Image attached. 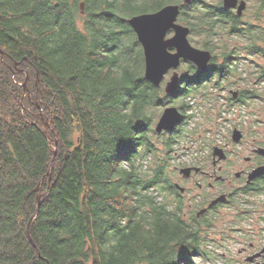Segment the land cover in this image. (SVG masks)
<instances>
[{
    "label": "trees",
    "instance_id": "1",
    "mask_svg": "<svg viewBox=\"0 0 264 264\" xmlns=\"http://www.w3.org/2000/svg\"><path fill=\"white\" fill-rule=\"evenodd\" d=\"M170 4L181 6L180 21L191 35L202 33L214 54L205 72L183 64L185 85L174 95L146 79L128 23ZM263 15L264 0L259 24H243L222 0H0V264L212 258L209 239L181 217L169 169L194 117L192 99L207 100L240 75L244 105L264 101ZM217 30L242 37L244 48L218 52ZM243 60L254 67L242 72ZM172 105L182 121L157 133ZM41 112L54 130L49 136Z\"/></svg>",
    "mask_w": 264,
    "mask_h": 264
},
{
    "label": "flooded vegetation",
    "instance_id": "2",
    "mask_svg": "<svg viewBox=\"0 0 264 264\" xmlns=\"http://www.w3.org/2000/svg\"><path fill=\"white\" fill-rule=\"evenodd\" d=\"M239 1L241 2L242 0ZM238 7L239 5L236 8L227 10L231 11L237 17H240L243 23L244 13L239 16ZM178 23L188 27V25L180 21V16L178 18ZM173 35L174 31H170L167 38H171ZM190 36L191 28L189 40ZM169 51L175 53L176 49L170 48ZM211 53L213 59L214 54L213 52ZM217 60L220 63L225 62L222 57ZM187 62L188 61L182 60L181 65L176 70L180 75L176 93H178V91L182 93L180 89L185 85L183 75L186 70L184 71L183 64ZM211 62L209 68L212 66ZM174 72L175 70L171 69L166 73L165 78L167 77L168 80L164 82V78V88L170 81ZM242 86H244V76L241 77L237 75L233 83L225 82L212 90L210 100L211 106L212 109H216L215 118L212 119L215 122L218 120L217 123L221 126L227 124V122H232L228 130V138H230L231 141L226 140V143L221 145L223 153L216 155L213 149L215 145L211 144L210 146L213 148L211 149L210 147V151L208 150L206 154H196L194 163H190L188 166L175 167V171L178 170L179 176L176 181L173 180L172 184L181 201L184 200L185 202L186 198H189L187 208L190 210L191 220H193L197 226L200 224L202 225V223L213 224L218 214L221 212L228 213L230 216L233 215L231 221L233 225L232 228H230V233L244 236V244L238 248L236 257L243 258L244 262L242 264H264V245H259L248 238L252 236L254 232L264 234V229L260 226V224L264 222V211L258 209V203L255 201L256 198L264 196V187L259 186L264 183V175L254 178L251 181L249 180L250 174L255 169L264 166V155L257 153L258 147L252 149V156H243L240 152L232 149V145L239 146V144L244 141V132L242 130L244 127V98L241 97V93L244 89H239V87L242 88ZM238 107L242 109V115L240 114L241 120L233 121L229 117H225L228 114L231 115L232 111L234 113L238 111ZM180 112L183 117V112L181 110ZM219 119H223L224 121L219 122ZM174 129L164 132L170 133L173 132ZM235 130H238L241 135V139L238 141H236L234 136ZM187 168H189L190 171L183 172V169ZM218 199H222V201L217 202ZM186 215H188V213H186Z\"/></svg>",
    "mask_w": 264,
    "mask_h": 264
},
{
    "label": "rangeland",
    "instance_id": "3",
    "mask_svg": "<svg viewBox=\"0 0 264 264\" xmlns=\"http://www.w3.org/2000/svg\"><path fill=\"white\" fill-rule=\"evenodd\" d=\"M210 1L213 2V0ZM214 1H218V0H214ZM244 1H246L247 3V8L244 11L243 24L248 22H253V23L257 22L256 24H259L260 21H258L255 18V14L259 9L260 0H244ZM222 6H223V0H222ZM223 8L225 9L224 6ZM262 22H264V20ZM226 33L227 32L223 30H217L218 35L215 38L214 44H215V49L216 47L217 49H219L217 50L218 52L221 53L225 52L226 45L230 46L231 48L232 47H236L237 49L244 48V39L242 37L238 36L236 38H233L227 35ZM200 34L198 33L192 34L190 36V41L193 46L204 50L205 47L203 45L206 38L203 36V34L202 35ZM243 57H244V53H243ZM259 62L264 63L263 59H260ZM250 65L251 64L248 61L243 60L239 64V69H243L241 70L242 72L246 70L248 71L254 67L253 66L252 68H250ZM166 80H168L167 77L165 78L164 82H166ZM164 82L162 83L163 86H164ZM23 84H26V87L24 85V88L27 91L28 90L27 80ZM262 86H264V83L262 84ZM245 87L246 86L244 85L242 86V88L239 87V89L243 90L245 89ZM210 100L211 98H207V100H205L204 98L201 97L191 100L192 108L189 111V113L193 114L194 117L193 119H191V122L188 126V134L180 144L181 148H179V151L176 153V158L173 160L172 162L173 164L169 169V174L171 175V178L174 181H176L179 176L178 170L175 171L176 166L183 167L186 165L188 166L190 163H194L196 154L198 155L206 154L210 147L211 149L213 148L212 146H210L211 144L215 145V147L213 148L215 153L216 148L221 149V145H224L226 143V140L231 141V139L228 138L229 136L228 130L231 127L230 124H232V122H227V124L223 126L217 123L218 120L217 122H215L212 118H215L216 109H212ZM250 104L251 105H244L243 107L244 127L242 128V130L244 132V141L241 142L239 146L232 145V149L240 152L243 156H252L253 148L258 147L257 149H259L264 147V101L257 100L255 102H250ZM172 106L178 108V105H172ZM164 109L162 110L159 119L162 116ZM237 110L238 111H236L235 113L232 111L231 115L228 114L225 117H229L233 121L241 120L242 109L239 108ZM41 114L46 120L44 113L41 112ZM158 121L156 122V125ZM220 121L223 122L224 120L219 119V122ZM46 123L47 126H45V123L44 126L45 129L48 130V133L49 130L52 133H54V130L51 128L50 122L46 120ZM156 125H155V129H156ZM169 201L172 202L173 201L172 198L169 197ZM255 201H257L256 203H258V209L264 211V196H260L256 198ZM188 203H189V198H186L185 202L184 200L182 201L183 210L181 213V217L183 221L187 223L191 228L193 229L200 228L201 235L209 239L208 246L212 256V258L210 259L196 258L194 263L195 264H242L244 262L243 258L236 257V254L238 248L244 244V236L238 234L233 235L232 233H230V228H232L233 225L231 223L233 215L230 216L228 215V213L221 212L218 214L217 219L213 224L210 225V223L209 224L202 223V225L200 224L197 226L196 223L193 220H191L190 210L189 208H187ZM186 213H188V215H186ZM260 226L262 227V229H264V222L261 223ZM248 238L253 240L255 243L259 245H264L263 233L258 234L257 232H254L252 233V236H249Z\"/></svg>",
    "mask_w": 264,
    "mask_h": 264
},
{
    "label": "water",
    "instance_id": "4",
    "mask_svg": "<svg viewBox=\"0 0 264 264\" xmlns=\"http://www.w3.org/2000/svg\"><path fill=\"white\" fill-rule=\"evenodd\" d=\"M193 0H183L185 5H189ZM240 3V4H239ZM238 7V15L241 16L247 8L246 1L242 0H223V6L226 9ZM82 11L84 3L81 4ZM181 14V6L178 4L166 5L160 10L152 13H141L132 16L128 19L129 25L137 35L138 41L142 45L145 57V77L156 87H160L166 73L174 69L175 72L170 81L165 86V92L168 95L176 93L178 82L180 79L179 73L176 71L181 65L182 60L193 63L202 71L209 69L212 60V53L208 50H202L193 46L189 40L190 28L178 23V18ZM170 31H174L171 38H167ZM170 48L176 49L175 53L169 51ZM2 57L4 52L0 49ZM26 87V84H25ZM182 114L177 107H167L164 109L157 125L156 132L173 130L181 121ZM44 120V117H43ZM45 126L47 123L45 122ZM46 136L49 135L45 129ZM234 136L236 141L241 139L240 132L235 130ZM58 141H56V144ZM55 151V158H56ZM223 153V150L216 148L215 154ZM257 153L264 155V148L257 149ZM54 158V159H55ZM190 171L189 168L183 169V172ZM264 175V166L255 169L249 176V180ZM38 211L41 206V185L38 188ZM222 201V199H218ZM29 237L35 245L30 232Z\"/></svg>",
    "mask_w": 264,
    "mask_h": 264
},
{
    "label": "bare ground",
    "instance_id": "5",
    "mask_svg": "<svg viewBox=\"0 0 264 264\" xmlns=\"http://www.w3.org/2000/svg\"><path fill=\"white\" fill-rule=\"evenodd\" d=\"M25 85V84H24Z\"/></svg>",
    "mask_w": 264,
    "mask_h": 264
}]
</instances>
